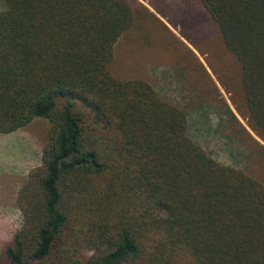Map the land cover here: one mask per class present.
I'll return each mask as SVG.
<instances>
[{
    "label": "trees",
    "instance_id": "obj_1",
    "mask_svg": "<svg viewBox=\"0 0 264 264\" xmlns=\"http://www.w3.org/2000/svg\"><path fill=\"white\" fill-rule=\"evenodd\" d=\"M2 3L0 135L49 125L0 264H264V0ZM133 32L171 50L215 123L188 93L176 103L114 77V46ZM194 126L244 157L227 147L220 162Z\"/></svg>",
    "mask_w": 264,
    "mask_h": 264
},
{
    "label": "rangeland",
    "instance_id": "obj_2",
    "mask_svg": "<svg viewBox=\"0 0 264 264\" xmlns=\"http://www.w3.org/2000/svg\"><path fill=\"white\" fill-rule=\"evenodd\" d=\"M143 4L146 5L145 2H143ZM2 5V0H0V8ZM150 10L153 12L151 8ZM157 17L160 18L158 15ZM160 20L166 24L178 39L188 45L185 40L180 38L176 30L170 27L163 19L160 18ZM157 28L163 31V28L159 24ZM135 34L136 33L133 32L122 36L114 46L111 64L114 77L124 79L141 78L149 82L157 91H161V95L171 101L175 100V96H179V91L188 93V99L197 101L198 105L203 107V111H205L204 115L215 123L217 120V116L214 114L215 110L209 108L210 104L191 91L187 84L181 79L180 72L176 71L178 65L174 60L171 50L165 49L160 38L156 37V41L153 40L150 42L151 38L148 33L145 32L148 38L147 41L143 40L142 36L138 37ZM188 46L192 49L190 45ZM193 51L195 52V50ZM216 53L218 54L217 51ZM196 55L205 65L204 57L199 56L197 53ZM223 56L225 58H230L228 53H225ZM219 57L220 51L218 57L212 56V62L220 64L221 61ZM209 58H211V55ZM231 64H233V67H231L230 70L234 73L236 65H234V62H231ZM206 69L215 81V77L211 71L207 67ZM221 76L223 77L222 70ZM224 76L226 77V75ZM190 78L192 77L190 76ZM226 78H228V76ZM235 78L236 76L231 74L229 79L226 80L228 82H233ZM217 86L221 96L230 106L229 95L219 84H217ZM206 116H204V118H206ZM238 119L245 125L242 119L239 117ZM48 125L46 120L36 119L16 132L0 135V251L4 243L11 237V235H9L8 239H6V226L8 229L10 228L9 230L12 232H15L21 226V213L16 205L15 207L11 205V199H13L14 196L16 198L18 190L25 182L29 171L40 164L41 148L47 140ZM201 131V126H194L188 134L198 145L203 147L207 152H210V154L220 162L230 164V160L225 156L222 150L227 149V147H230L229 149H236L242 156L244 155L242 154L243 150L238 144H224V138L220 135L221 133L217 135L210 133L207 135L205 132ZM224 133L227 134L225 130L222 131V134ZM7 217L8 219H6Z\"/></svg>",
    "mask_w": 264,
    "mask_h": 264
},
{
    "label": "crops",
    "instance_id": "obj_3",
    "mask_svg": "<svg viewBox=\"0 0 264 264\" xmlns=\"http://www.w3.org/2000/svg\"><path fill=\"white\" fill-rule=\"evenodd\" d=\"M38 166H39V165H38ZM36 167H37V166H36ZM33 168H34V167H33ZM15 201H16V198H15V196H14L13 199H11V205L14 206V207H15V205H16V202H15ZM13 203H14V205H13ZM6 219H8V217H7ZM9 229H10V228H9ZM9 229H8L7 226H6V239H8V236H9V235L12 236V235L17 231V230H16L15 232H12V231L9 230ZM10 238H11V237H10ZM10 238H9V239H10ZM9 239H8V240H9ZM8 240L4 243V245L8 242ZM4 245H3V246H4ZM2 248H3V247H2Z\"/></svg>",
    "mask_w": 264,
    "mask_h": 264
}]
</instances>
